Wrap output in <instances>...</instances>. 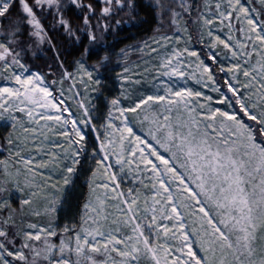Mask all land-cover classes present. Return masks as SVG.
<instances>
[{
    "label": "snow or ice",
    "instance_id": "obj_1",
    "mask_svg": "<svg viewBox=\"0 0 264 264\" xmlns=\"http://www.w3.org/2000/svg\"><path fill=\"white\" fill-rule=\"evenodd\" d=\"M0 128V264H264V0H0Z\"/></svg>",
    "mask_w": 264,
    "mask_h": 264
},
{
    "label": "trees",
    "instance_id": "obj_2",
    "mask_svg": "<svg viewBox=\"0 0 264 264\" xmlns=\"http://www.w3.org/2000/svg\"><path fill=\"white\" fill-rule=\"evenodd\" d=\"M124 19L127 21L128 18L125 17ZM143 20H148V22L144 23L142 22ZM154 26V22H152L145 13H141V16L138 17L135 21L122 24L120 28L114 29V32L112 34L106 35L102 43L110 45L114 50L118 51L119 48L133 42V40H139L142 37L150 34L151 29ZM103 54V51H101V55ZM68 59H71V57H68ZM93 59H95V57ZM46 62L47 61L45 58H41L36 60L34 63L37 66L44 67ZM89 62L92 63L93 61ZM113 63H115L114 60Z\"/></svg>",
    "mask_w": 264,
    "mask_h": 264
},
{
    "label": "rangeland",
    "instance_id": "obj_3",
    "mask_svg": "<svg viewBox=\"0 0 264 264\" xmlns=\"http://www.w3.org/2000/svg\"><path fill=\"white\" fill-rule=\"evenodd\" d=\"M117 71H119V69H117ZM118 91H119V84L112 81V80H109L108 86L104 90V96H108V97L115 96L118 94ZM93 95H95V94H93ZM94 103H96L98 105H103V103H104L103 97H101L100 100H95ZM101 110L106 111V109H104L103 107ZM0 130H2V128H0ZM77 183L82 184L83 183L82 178L80 180H78Z\"/></svg>",
    "mask_w": 264,
    "mask_h": 264
}]
</instances>
